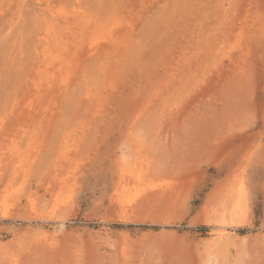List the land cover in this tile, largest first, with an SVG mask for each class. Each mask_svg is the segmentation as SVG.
<instances>
[{
    "label": "rangeland",
    "instance_id": "rangeland-1",
    "mask_svg": "<svg viewBox=\"0 0 264 264\" xmlns=\"http://www.w3.org/2000/svg\"><path fill=\"white\" fill-rule=\"evenodd\" d=\"M0 264H264V0H0Z\"/></svg>",
    "mask_w": 264,
    "mask_h": 264
}]
</instances>
